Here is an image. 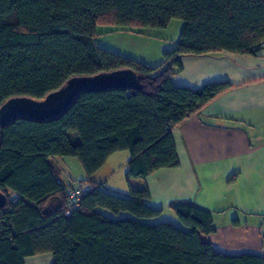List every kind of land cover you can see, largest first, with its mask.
Here are the masks:
<instances>
[{"label": "trees", "instance_id": "trees-1", "mask_svg": "<svg viewBox=\"0 0 264 264\" xmlns=\"http://www.w3.org/2000/svg\"><path fill=\"white\" fill-rule=\"evenodd\" d=\"M173 20L183 23L179 41L156 67L94 44L101 26L164 30ZM262 42L264 0H0V107L42 100L76 77L136 76L134 90L82 93L57 119L0 126V264L42 254L52 264H264L261 256L214 252L207 211L172 204L173 219H162V210L143 204L146 189L123 197L89 182L119 152L129 154L127 182L177 168L172 130L231 88L173 86L180 58L255 56ZM54 158L77 159L87 180L76 183L92 186L68 216Z\"/></svg>", "mask_w": 264, "mask_h": 264}, {"label": "crops", "instance_id": "crops-1", "mask_svg": "<svg viewBox=\"0 0 264 264\" xmlns=\"http://www.w3.org/2000/svg\"><path fill=\"white\" fill-rule=\"evenodd\" d=\"M182 26L177 20L164 30L101 26L94 44L156 67L164 53L176 48ZM180 63L182 70L170 79L175 87L198 90L226 82L231 88L172 130L178 167L127 182L129 154L119 152L89 182L103 191L110 187L108 193L123 197L146 189L149 198L143 204L162 210V219H173L167 212L172 204H192L211 214L215 230L208 241L214 252L264 257V47L255 56L222 52L182 57ZM55 159L49 164L63 187L87 180L83 176L76 182L65 181L58 174L61 166L75 162L65 158L69 162L57 163ZM109 160L110 169L106 168ZM118 160L124 169L121 175ZM52 263V255L42 254L26 257L23 264Z\"/></svg>", "mask_w": 264, "mask_h": 264}, {"label": "water", "instance_id": "water-1", "mask_svg": "<svg viewBox=\"0 0 264 264\" xmlns=\"http://www.w3.org/2000/svg\"><path fill=\"white\" fill-rule=\"evenodd\" d=\"M136 76L128 70L97 74L90 77H76L59 90L48 94L42 100L14 98L0 107V126L9 121L25 118L35 122L51 121L63 115L85 92L109 90H134ZM6 204V197L0 193V209Z\"/></svg>", "mask_w": 264, "mask_h": 264}, {"label": "rangeland", "instance_id": "rangeland-1", "mask_svg": "<svg viewBox=\"0 0 264 264\" xmlns=\"http://www.w3.org/2000/svg\"><path fill=\"white\" fill-rule=\"evenodd\" d=\"M125 154L127 155V153H125ZM118 156H122V155H117L116 158H118ZM68 160H70V159L56 158L54 161L57 162V163H60V162H69ZM71 160H73V162H75V165H69V166H67V168L61 166L62 167V172L59 171L58 174L61 177H64L65 181H69L71 179L70 181H75L76 182V181H78V179H80V177L85 176V172H84L81 164L79 163V161L77 159L72 158ZM116 165H118L120 167V168H118V172H119V175H121L123 170H124L122 168V166H121L122 162H119V160H118V162H116ZM106 166H107L106 168L110 169V160L108 161ZM118 166H116V167H118ZM72 183H74V182H70L71 185H72ZM109 189H110V187L107 188V189H104V191L107 192Z\"/></svg>", "mask_w": 264, "mask_h": 264}, {"label": "built area", "instance_id": "built-area-1", "mask_svg": "<svg viewBox=\"0 0 264 264\" xmlns=\"http://www.w3.org/2000/svg\"><path fill=\"white\" fill-rule=\"evenodd\" d=\"M261 47H264V42L261 43ZM92 186L88 183H75L72 186H67L64 188V197L67 200L68 211L66 212V216H68L71 210L76 209L78 207L79 201L82 196L90 191Z\"/></svg>", "mask_w": 264, "mask_h": 264}]
</instances>
